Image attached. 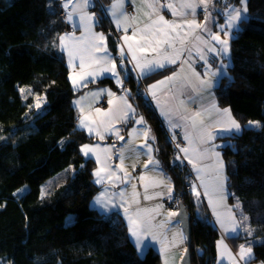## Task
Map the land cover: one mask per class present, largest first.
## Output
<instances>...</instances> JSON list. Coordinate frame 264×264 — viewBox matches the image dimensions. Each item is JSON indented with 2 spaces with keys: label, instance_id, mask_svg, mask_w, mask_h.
<instances>
[{
  "label": "trees",
  "instance_id": "16d2710c",
  "mask_svg": "<svg viewBox=\"0 0 264 264\" xmlns=\"http://www.w3.org/2000/svg\"><path fill=\"white\" fill-rule=\"evenodd\" d=\"M115 1L97 0L95 12L101 21L97 26L117 57L120 35L105 15ZM221 2L216 4L223 10L241 4ZM247 3L248 17L232 41L231 65L216 96L242 126L222 148L227 189L234 209L257 229L251 239L254 261L264 264V0ZM65 15L60 0H0V260L16 261L22 253L34 264H160L155 249L139 253L119 217H107L92 205L100 190L93 175L96 162L81 147L94 138L78 129L73 101L106 81L74 90L59 46ZM128 82L138 116L154 128L157 155L175 193L186 191L184 203L195 219L192 264H215L219 234L205 202L192 192L190 167L178 164L172 133L143 95V86L135 77ZM37 96L44 98L42 110L36 107ZM69 168L72 176L42 198V186ZM23 188L27 191L20 193ZM237 201L240 209L235 208Z\"/></svg>",
  "mask_w": 264,
  "mask_h": 264
},
{
  "label": "snow or ice",
  "instance_id": "6c2138e0",
  "mask_svg": "<svg viewBox=\"0 0 264 264\" xmlns=\"http://www.w3.org/2000/svg\"><path fill=\"white\" fill-rule=\"evenodd\" d=\"M126 0H116L109 9L105 11V15L111 14L112 21L115 23L117 30H122L125 34L122 38L127 45V52L124 48L120 49V70L124 72L125 76H128V70L124 68V61L128 60L133 64V69L138 70L140 79L150 77L152 74L159 72L161 69L167 68L169 65H175L179 61L180 66L189 64L191 59V49L186 47L190 39L198 41L207 45L208 40L214 41L220 45L217 49L215 46L208 47L206 51L217 55L220 53L227 54L229 49V39H221L219 33L208 32L206 26L200 25L196 22V10L198 7H203L205 11V19L207 21L211 13L208 12V5L211 0H131V3L136 8L139 14L141 10H144V16L146 19L139 20L138 15H132L125 9ZM241 8L228 7L226 12L227 23L226 28L229 30L235 29L239 31V22L247 20V0H240ZM66 10L67 21L73 24V27H81L84 30L82 37H75L71 34L61 36L60 47L61 50H66L69 57L70 67L78 68L79 71L75 75L70 76L74 90H78L82 87H87V83L91 82L89 78L93 80L96 76L101 74H110L115 78L118 86H122L123 82L120 78V71L117 70V64L111 53L108 51L105 43L106 37L103 33H97L93 31V28L101 23L94 14H89L88 8L94 7L93 0H76L71 4L69 9V3L65 0L63 4ZM163 10H167L171 13L172 17L176 19H165ZM76 17L77 19H74ZM132 29L131 35H128L129 29ZM197 29L208 33V39H204L201 35L197 34ZM220 32L224 33L225 37H231L232 33L226 31L225 27H220ZM134 37H138L134 44L129 43ZM71 41L72 46L65 44V41ZM193 47H196L193 45ZM140 53V55H138ZM187 54V58L181 59ZM196 54L200 59L204 60L207 65L208 61L202 50L196 47ZM130 57V59H129ZM78 61L77 63H74ZM223 67V66H222ZM193 75L196 76L200 83V87H191V92L194 95L187 96L186 99L179 100V107H161L157 104V107L161 108V115L168 121L170 128H183L184 136L183 140L187 141L188 147H181L177 144L181 153H184V159L192 165V169L195 172V180L199 181L197 185L195 182L191 184L192 191L199 199L201 193L197 191V188L203 189V195L208 199V205L212 209L213 215L216 216L217 222L220 224V228L224 233H230L233 236H238L239 231L242 228V222L248 218L241 214V222L238 223L235 216L232 213L231 208L227 209L226 213L218 211V204L225 200V181L226 177L223 175V161L220 159V154L214 151V148L203 147L208 145L210 141L215 139L211 129L217 127L222 128L224 131L239 133L241 131L240 125L231 116L229 109H220L216 104L215 98L208 100L206 103L205 94L211 96L209 91L215 85L212 82L205 81L201 78L199 73L193 70ZM205 76H216L215 72H205ZM226 75V72H225ZM179 76L178 72H173L171 76L166 77L164 80L158 81L156 84L149 86L148 92L152 95L153 99H156V92L153 91L161 85H167L170 81H176ZM77 77L79 79H77ZM175 85H170L174 87ZM186 85H182L184 87ZM24 92V89H21ZM107 94L110 99L108 103L111 105L113 100V93L109 90H101L97 92H91L88 96L82 97L83 100H88L89 97L95 99L103 94ZM127 94V90H125ZM185 94L181 92V96ZM121 106L116 109H109L108 111H102L101 109H95V113L99 120L93 119L88 123H85L89 118L82 116L78 127L87 128L89 134H95L104 139L101 129L109 134H115L119 139L124 138L120 136L119 131L114 127H110L114 121L121 120L123 117L124 123L129 120H134L137 125H143V135L146 138L145 143L140 145L142 149H146L145 152H137L135 157L139 160L141 155H146L147 160L144 164V168L149 170L152 175L147 183L146 175H141L139 181L143 187V200L150 201L157 198H163L165 195L171 200V193L173 188L171 186L170 178L164 176L160 163L154 159L152 155V145L147 142L148 139L154 141V137H149L150 129L147 127V123L141 116L136 118V110L132 108V105L128 103L125 96L119 97ZM82 101H76L78 106H81L83 112ZM189 105H198L195 110L183 113L179 108H186ZM37 108L40 104L37 103ZM215 116V119L212 117ZM208 123H205V120ZM250 124L253 122H249ZM257 126H259L257 124ZM136 129H133L135 132ZM131 135V133H130ZM175 139V136H173ZM97 146L83 145L81 152L89 157V154L96 157L98 164H102L101 168L93 173L96 177L95 183L97 185H103L106 182H111L115 187L117 183L128 185V189H121L118 192H111L109 188H104L103 191L97 196L93 205L105 214L116 211L119 213V209L123 210L124 218L128 222V231L130 236L134 238L136 246L139 248L144 244V240L151 238L161 244L162 248L166 241H169V235L171 237L168 244L169 249L177 247V236L180 237L182 242L184 237L182 232L174 231L172 227H169L171 221L168 217L178 216L180 213L171 212L167 216L162 211V205L157 203L151 207L143 206L141 203V193L137 189L136 183L133 182V178L124 167H119V171L124 175L121 177L117 175V171L112 168L108 163L111 159L110 155H107L112 151L111 148L100 149L105 153L104 161H101L99 155H97ZM191 149V151H190ZM130 151L135 152V149ZM125 149H121L118 153L120 159V165L124 163ZM177 159H180L178 156ZM210 161V163H205ZM151 165V168L149 167ZM133 169L135 164L132 165ZM101 173H104L103 175ZM115 178V179H113ZM191 180V177H189ZM149 188H158L159 191L149 192ZM46 192L42 190L41 197L43 198ZM235 208L240 209L239 201L235 204ZM162 217V219H157ZM244 231H247L251 235V231L247 227H243ZM219 246L224 245L223 239L219 242ZM186 252L187 249H184ZM251 248H245L244 245L240 246L239 259L242 261H250ZM165 264H168V260L165 259Z\"/></svg>",
  "mask_w": 264,
  "mask_h": 264
},
{
  "label": "crops",
  "instance_id": "0c3cea01",
  "mask_svg": "<svg viewBox=\"0 0 264 264\" xmlns=\"http://www.w3.org/2000/svg\"><path fill=\"white\" fill-rule=\"evenodd\" d=\"M60 1H61V6L63 7L65 0H60ZM216 1L217 0H211V3L208 5V12H210L211 15H210V17H208L207 21H206L205 17H204V19L199 17L200 13H202V12L205 13L203 7L197 8L195 19H196V22L198 24L206 26L208 32L219 33L222 40L223 39H229L228 53L226 55L223 53L213 55L212 53H208L206 51V49L208 47H212V46H215L217 49H219L220 45L216 44L214 41H211L210 39L208 40L207 45L190 39L189 43L186 45V47L190 48L191 52H192L191 59H190V66H189V64H184L183 67H181L180 63L178 61L177 64H175V65H169L167 68L159 70V72L152 74L150 77H145V78L141 79L144 83V85L142 87V93H143V95H146L147 98L149 99L150 103L152 104L153 108L156 110L158 117L160 118L161 122L165 126L169 135H170V133H175V132L179 131L184 136V129L183 128H175V129L170 128L168 121L165 120L164 116H162L160 114L161 108L157 107V104H159L161 107H165V108L179 107V100L180 99H186L187 96L194 95L191 92V87L199 88L200 83L197 80L196 76L193 75V70L196 73H199L202 79H204L205 81H208V82H212L215 85L213 88H211L209 90L211 92V96H208L207 94H205L204 102L206 103L208 100H210L214 97L216 104L219 106L220 109H228V108H224V107L219 105L218 99L216 96V88L220 84L223 76L225 75V72H227V69L231 65V44H232V41H233L235 35L237 34L235 29L229 30L226 28V23H227L226 12L228 10V7L241 8L242 5L241 4L240 5L231 4L226 8V10H223L221 7L217 6ZM67 2L69 3V9H70L71 4L75 3L76 0H67ZM93 2H94V7H89L88 12H89V14H94L95 17L98 19V16L95 12L97 0H93ZM162 2H164V0H161V3ZM227 2H228V0H222L221 3H227ZM111 5L108 6L105 9V11L107 9H109L111 7ZM63 9H64V7H63ZM125 9H126V11H128L132 15H138L139 20L146 19V16H144V14H143L144 10H141L140 13L138 14L136 8L131 3V0H126ZM65 13H66V10H65ZM163 14L165 15V19H169V20L176 19V18L172 17L171 13L168 12L167 10H163ZM247 14H248V9H247L246 15ZM107 16L110 20L112 28L120 35L119 40H118V44H117V46H118V48H117L118 49V56L117 57H115L113 55V53L110 49L106 34L102 30H100L98 28V26H95L93 28V31H95L97 33H103L104 36L106 37L105 43L107 45L108 51L111 53L112 57L116 61L117 70L120 71V78H121L123 84H122V86H118L115 78L111 77L110 74L98 75L95 77L94 80L90 77L89 80L91 82H88L87 85L90 83H98L101 80L106 81V83L103 85H98L96 87L87 88V89L83 90L74 99L73 103H74V106L77 109L78 114H79L78 125H79V122H80V119L82 118V116H87L89 118L88 120L85 121V123H88L90 120H93V119L99 120L100 117L97 116V114L95 113L94 110L97 109L99 107V105L103 102L106 104V107L102 111H108L109 109H116L118 106H121V102L119 100V97L125 96V95H126V98L128 100V103L131 104L132 108H134L136 110V118L138 119L139 117H141V116H138L136 104L132 100V98L130 97L131 91H132V88L128 82L130 80H127L126 79L127 76H125L124 72L120 70V49H121V47H123L125 52H127V45L125 44V41L122 38L125 34L123 33L122 30H119V31L117 30L115 23L112 21L111 14L108 13ZM74 19H77V18L74 17ZM65 21H66V25H65L66 32L63 33L61 36H65L67 34L69 28H75L77 30V33L75 35H73L77 38L82 37L85 34L83 28L73 27V24L69 23L67 21L66 15H65ZM240 23L241 22H239V27H240ZM220 27H225L226 31H230V33H232L231 37L230 38L225 37L224 33L220 32ZM196 31H197V34L201 35L204 39H208V33L203 32L200 29H197ZM131 33H132V29L130 28L127 34L131 35ZM136 39H138V37H134L132 41H129V43L134 44ZM65 44L68 46H72L71 41L66 40ZM193 45H195L196 47H199L202 50V53L205 55V57L208 61L207 65L205 64L204 60L200 59V57L196 54V47H193ZM59 46H60V40H59ZM60 49H61V47H60ZM63 51L66 54V59L68 62V66L70 68V76H73L76 74V72L79 71V69L74 68V67H70L68 52L66 50H63ZM138 55H140V53H138ZM185 58H187V54H185V56L182 57L181 59H185ZM213 58H218V61L216 64H213L211 62V59H213ZM129 59H130V57H129ZM74 63L78 64V61H76ZM124 68L128 70V73L131 76L135 77L136 79H140L139 75H138V70H134L133 64L129 63L128 60L124 61ZM173 72L179 73V76L177 77L176 81H170V82H168L167 85H161L157 89H154L153 91L156 92V99H153L152 95L148 92L149 86L156 84L160 80H164L168 76H171L173 74ZM205 72H215L216 76L215 77H213L211 75L205 76L204 75ZM77 79H79V78L77 77ZM71 84H72V81H71ZM173 84L175 86L170 87V85H173ZM182 85H186V86L182 87ZM79 89H81V88H79ZM101 90H109L114 94L113 97H111V99L113 100V103L111 105L108 103L110 97L106 93L95 98V99L89 97L88 100L82 101V97L88 96V94L91 92H97V91H101ZM125 90H127V94L125 93ZM181 92H183L185 95L181 96ZM76 101H82L83 112L81 111V106H78L75 103ZM196 107H198V105H189L186 108H179V110L181 113H183L185 111L191 112V111L195 110ZM231 116L236 120V118L234 117L232 112H231ZM212 119H215V116H213ZM144 120L147 123V127L150 129V132L148 134L149 137L155 138L154 141L151 139H148L147 142L152 145V149H153L152 155H153L154 159L159 161L160 168L162 169L164 176L170 178V180H171V186L173 188L171 196L173 197L175 194L174 184H173V181H172L169 173L162 167L161 161L158 158V155H157L158 150L156 147V136H155L154 128L152 125H150L147 122V120L145 118H144ZM122 121H123V117L121 118V120L114 121L113 124L110 125V127H114L115 129H117L119 131L120 136H122L124 138L123 140L119 139L114 133L109 134L108 132L104 131L103 129L100 130L104 136L103 140H101L100 137L95 134V131L93 132V134L90 135L87 128L78 127V129L84 131L88 136H91L92 138H94V142L88 143L87 145H90V146H97L98 145L99 146L97 149V155L100 156L102 162L104 161L105 153L100 151V149H104V148H111L112 149V151L107 154V155L111 156V159L108 161V163L112 166L113 169H115L117 171V175H119L121 177L124 175V173L119 171V167H124L128 171V173L133 178V182L136 183V185H137L136 190L139 193H141V203L143 206L151 207V206L159 203L162 205V211H163L164 215L167 216L168 213H170L168 211V207L166 206V201L170 200L167 195H165V197H163V198H157L155 200H150V201H144L142 198L144 189L140 184L139 177L141 175H146L147 179L145 180V183H147L150 179H152V175H151V173H149L148 169L144 168V164L146 163V160H147L146 155H141L139 160H136L133 157H135L137 152H145L146 151V149H142L140 147V145L145 143V139H146L143 135V127L144 126L143 125H137L134 122V120H129L127 123H124ZM208 122L209 121L206 119L205 123H208ZM236 122L240 125L241 130H242L241 124L237 120H236ZM133 129H136V131L133 132ZM211 131L213 133V136H215V139L210 141V143L208 145H203V147H209L210 149L214 148V151L218 152L220 154V159L223 161V166H224L223 167V175H224V177H226V181H225V189H226L225 197L226 198L222 203L218 204V211H220L222 213H226L227 209L231 208L232 213L235 216L237 222L240 223L242 213L240 214V212H238L234 209V204L228 198L229 192L227 189V166H226V161H225L223 153H222V148L226 144H228V142L230 141V138L234 134H237V133L235 131H232V132L224 131L220 127H217L215 129H211ZM130 133H131V135H130ZM185 142L187 143V141H185ZM186 147H188V143H187ZM122 148L125 149V152H124L125 159H124L123 165L121 166L118 153ZM133 148L135 149V152L130 151ZM190 151H191V149H190ZM179 154H180L179 155L180 159H178V162L180 164H181V162L187 163L188 166L190 167L189 169H190L191 173H193V176L195 177L196 174L192 169V165L189 164L186 159H184V153L179 152ZM87 158L93 159L96 162L95 171H97L99 168H101L102 164L97 163L95 156H92L91 154H89V157H87ZM205 163H210V161H206ZM133 164H135L134 169L132 167ZM149 167L151 168V165ZM101 174L103 175L104 173H101ZM94 179L96 180V177ZM113 179H115V178H113ZM194 182L197 185L199 184V181L195 180ZM98 186H100V190L96 194L94 199L100 195V193L103 191L104 188H109L111 192H118L121 189H128L130 191V188L128 185H124V184H120V183H117L115 187L112 186L111 182H106L103 185H98ZM159 190L160 189H158V188H155V189L149 188V192H154V191H159ZM197 191H199L200 193L203 194V189L197 188ZM202 194L200 195V197L203 200L204 197L202 196ZM94 199H93V201H94ZM205 200L208 203V199L206 197H205ZM93 201H92V205H93ZM206 202H205L206 209L210 215L212 223L217 228V231L219 234V238L216 242L217 260H216L215 264H261V263L254 261V251H253V244H254L253 242L254 241L251 240L252 238H254L258 235L257 229L255 227H253L250 224L249 220L247 219L246 221L242 222V228L240 230H238L239 231L238 236H233L230 233H224L223 230L220 228V224L217 222L216 216L213 215L211 207H209V205L207 207ZM93 207L96 210H98L101 214H103L107 217H110L113 215H116L117 217H119L123 221L125 226L127 227V231H128V222L124 218L122 209H119L118 214L116 211H112V212L105 214L104 212L100 211L94 205H93ZM243 216H245V215H243ZM157 219L158 220L162 219V217H157ZM168 219L171 221V224L169 225V227H172L174 231L182 232L184 237H186L184 234V231L181 227L180 221L177 220V216H174V217L170 216V217H168ZM243 227H247L251 231V235H249L247 231H244ZM128 234H129L130 239L132 240V242L136 246L135 240L133 237L130 236L129 231H128ZM221 239H223L224 245L227 246L226 249L223 246H219L218 242ZM248 239L250 240V242H248ZM170 240H171V237L169 235V241H166L164 247L162 248L160 243L153 241L149 237V238L144 240V244L141 247L138 248L136 246V248L138 249V251L141 255H143L150 248L155 249L160 255V264H165V259L168 260V264H181L182 259L186 253L184 251V249H187L186 239H184L182 242H180V237L177 236V247L174 249L168 248V244L170 243ZM241 245H244L245 248H248V247L251 248L252 251H251L250 261H242L239 259V251H240Z\"/></svg>",
  "mask_w": 264,
  "mask_h": 264
},
{
  "label": "rangeland",
  "instance_id": "374dc122",
  "mask_svg": "<svg viewBox=\"0 0 264 264\" xmlns=\"http://www.w3.org/2000/svg\"><path fill=\"white\" fill-rule=\"evenodd\" d=\"M164 3V2H162ZM248 4V3H247ZM248 15V14H247ZM248 17V16H247ZM70 29V28H69ZM128 76H130V74H128ZM127 76V77H128ZM136 79V78H135ZM137 81L139 82V84L141 86L144 85L143 81L141 79H137ZM24 95L28 93L27 90L24 89ZM37 103L40 104V107L37 108L39 110H42L43 109V105H44V98L43 97H40V96H37L36 97V105ZM100 106H104L106 107V104L103 102L99 105L98 108H100ZM156 111V110H155ZM170 138H171V135H170ZM180 164V163H179ZM73 174V170L71 168L65 170L64 172H62L61 174H57L55 175L54 177L50 178L43 186H42V189H41V192L42 190H44L46 192V195L44 196H48L50 194H52V192L58 188L61 184H63L65 182V180H67L70 176H72ZM27 191V188H23L20 193H24ZM193 192V191H192ZM202 194V193H201ZM202 196L204 197V201L206 202L205 200V196L202 194ZM202 197V198H203ZM228 198H229V194H228ZM227 198V199H228ZM207 204V207H208V203L206 202ZM0 264H34L32 261H27L26 260V257H25V254H22L20 253L17 258H16V261L15 260H9L7 262H3L0 260Z\"/></svg>",
  "mask_w": 264,
  "mask_h": 264
},
{
  "label": "built area",
  "instance_id": "2783aa9c",
  "mask_svg": "<svg viewBox=\"0 0 264 264\" xmlns=\"http://www.w3.org/2000/svg\"><path fill=\"white\" fill-rule=\"evenodd\" d=\"M204 15H205V13L202 12V13L199 14V17L202 18V17H204ZM67 33L68 34H75L76 30L74 28H70V29H68ZM99 109L104 110L105 107L104 106H100ZM173 136H175V139H173ZM171 140H172L173 148L175 149V151L177 153L180 152V149L177 147V144H180L181 147H186V145H187L186 142L183 140L182 133L179 132V131L171 134ZM179 165L182 168L183 167L184 168L188 167V164L187 163H183V162H181V164H179ZM189 177H191V180H189ZM189 177H188L189 183L195 181V177L193 176V173L190 172L189 173ZM185 198H186V191H180L178 193H175L171 200L166 201V206L168 207V211L170 213L171 212H179L180 203H184ZM184 204L186 205V203H184ZM191 216L193 217L192 214H191ZM192 221L194 222L195 219L193 218Z\"/></svg>",
  "mask_w": 264,
  "mask_h": 264
},
{
  "label": "water",
  "instance_id": "95a60500",
  "mask_svg": "<svg viewBox=\"0 0 264 264\" xmlns=\"http://www.w3.org/2000/svg\"><path fill=\"white\" fill-rule=\"evenodd\" d=\"M133 76L126 77L127 80H130ZM180 215L177 216V220L180 221L181 227L186 236L187 251L182 259L181 264H192L190 245H191V231H192V219L190 212L187 209V206L184 203H180L179 212Z\"/></svg>",
  "mask_w": 264,
  "mask_h": 264
},
{
  "label": "flooded vegetation",
  "instance_id": "af4514ba",
  "mask_svg": "<svg viewBox=\"0 0 264 264\" xmlns=\"http://www.w3.org/2000/svg\"><path fill=\"white\" fill-rule=\"evenodd\" d=\"M195 222L192 221V224H194Z\"/></svg>",
  "mask_w": 264,
  "mask_h": 264
}]
</instances>
